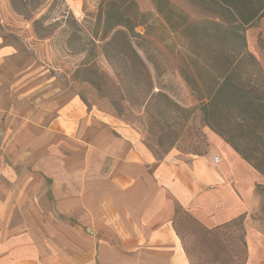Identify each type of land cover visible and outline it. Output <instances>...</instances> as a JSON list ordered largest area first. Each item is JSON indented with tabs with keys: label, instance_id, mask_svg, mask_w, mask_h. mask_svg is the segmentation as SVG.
Segmentation results:
<instances>
[{
	"label": "rangeland",
	"instance_id": "374dc122",
	"mask_svg": "<svg viewBox=\"0 0 264 264\" xmlns=\"http://www.w3.org/2000/svg\"><path fill=\"white\" fill-rule=\"evenodd\" d=\"M13 1L19 11L11 0H0V37L11 49L0 68V218L16 231L39 228L46 235L49 219L64 221L54 212L51 181L35 162L78 159L70 153L79 148L64 130L80 126L79 115L94 111L121 120L161 159L169 151L201 155L209 146L207 132L218 133L199 119V94L230 67L244 82L264 86V3L254 21L238 30L258 66L240 60L245 48L233 36L249 11L241 3ZM105 3L128 17L131 28L114 25V14L108 21L99 14ZM261 196L250 219L264 236ZM177 209L174 222L190 264H246L238 224L208 232L187 210ZM262 242V258L254 264H264Z\"/></svg>",
	"mask_w": 264,
	"mask_h": 264
},
{
	"label": "crops",
	"instance_id": "0c3cea01",
	"mask_svg": "<svg viewBox=\"0 0 264 264\" xmlns=\"http://www.w3.org/2000/svg\"><path fill=\"white\" fill-rule=\"evenodd\" d=\"M10 52L0 37V68ZM80 116L64 130L78 159L35 162L64 221L49 219L43 235L0 218V264H190L173 227L177 207L208 228L244 214L246 264L259 260L264 236L250 214L263 202L256 186L264 175L221 136L209 130L201 155L169 151L157 160L132 126L94 111Z\"/></svg>",
	"mask_w": 264,
	"mask_h": 264
},
{
	"label": "trees",
	"instance_id": "16d2710c",
	"mask_svg": "<svg viewBox=\"0 0 264 264\" xmlns=\"http://www.w3.org/2000/svg\"><path fill=\"white\" fill-rule=\"evenodd\" d=\"M228 3H231L232 6H238L236 3H241L249 10L248 15L241 17V23L239 22L234 26L232 31L233 36L238 40L240 39L245 48L241 52L240 60L250 61L252 65L259 66L257 58L246 48L244 37L240 35L238 30L242 23L250 24L254 21L264 1L229 0ZM11 4L15 10L19 11V9H16L13 0H11ZM113 7L112 4L105 3L100 6L99 14L107 16V21L109 20V14H114L116 16L114 25H122L126 29L131 28L125 21L128 20V17H125L121 11L114 10ZM157 10L161 11L159 7H157ZM34 23L36 24L37 20ZM133 53L135 55L134 50ZM143 67V63H137V69L143 70ZM235 71V67L227 68L216 81L204 90V93H200L197 98L199 104L195 109L199 112V119L204 125L214 128L249 164L264 175V86L256 81L244 82L240 74H236ZM185 79L189 82L191 80L189 75H185ZM199 87L196 86L195 88L198 89ZM182 111L187 113L189 110L183 108ZM153 154L156 157V153L153 152ZM156 158L157 160L161 159V157ZM256 189L264 196V184L257 185ZM178 211L179 209H177V213ZM243 220L244 214H240L224 223L210 228L207 227L206 231L217 232L228 225L238 224V238L247 250ZM173 227L183 244L174 220ZM184 250L188 257L185 247Z\"/></svg>",
	"mask_w": 264,
	"mask_h": 264
},
{
	"label": "built area",
	"instance_id": "2783aa9c",
	"mask_svg": "<svg viewBox=\"0 0 264 264\" xmlns=\"http://www.w3.org/2000/svg\"><path fill=\"white\" fill-rule=\"evenodd\" d=\"M216 160H217V158H216Z\"/></svg>",
	"mask_w": 264,
	"mask_h": 264
}]
</instances>
